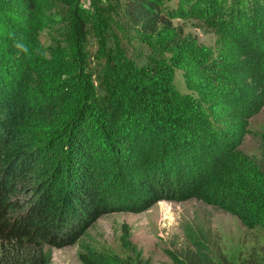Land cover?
<instances>
[{"label": "trees", "instance_id": "16d2710c", "mask_svg": "<svg viewBox=\"0 0 264 264\" xmlns=\"http://www.w3.org/2000/svg\"><path fill=\"white\" fill-rule=\"evenodd\" d=\"M77 2L69 1L68 10L82 28L87 21ZM117 4L147 48L175 46V63L187 82L203 90L201 100L183 97L165 79H150V64L125 60L118 49L108 50L99 67L110 83L102 92L78 39L66 82L53 77L45 83L53 88L52 104L32 96L25 84L29 52L19 49L21 58L13 66L12 45L28 48L31 34L48 23L44 3L0 0V162L8 165L0 168V264H49L51 247L77 241L101 214L143 210L162 198H197L248 227H264V127L258 132V156L238 147L248 117L264 102V1L173 0L169 8L164 0ZM189 18L215 28L216 60L194 37L183 35L182 22ZM239 32L250 35L240 38ZM101 46L106 49V43ZM43 108L47 111L38 117ZM43 116L48 136L35 127ZM11 148L33 161L14 159ZM114 159L119 175L110 181L114 166L105 167ZM21 168L40 177L36 181L48 180L51 190L23 211L13 183L27 174ZM102 170L108 175L100 177ZM62 186L78 192L62 202L64 207L58 199ZM113 196L120 198L113 202ZM167 252L169 261L158 264H264L258 255L237 263L214 258L205 244ZM77 256L82 264H105V255L93 248Z\"/></svg>", "mask_w": 264, "mask_h": 264}, {"label": "rangeland", "instance_id": "374dc122", "mask_svg": "<svg viewBox=\"0 0 264 264\" xmlns=\"http://www.w3.org/2000/svg\"><path fill=\"white\" fill-rule=\"evenodd\" d=\"M42 1L43 12L48 18V23L36 29L28 42L31 74L25 84L29 87L30 95L34 96L33 94L36 93L35 97L42 100L47 97L51 100L48 103L52 104L53 88L51 91L48 90L45 83L53 77L58 78L61 84L66 82L67 74L76 62L71 47L78 39L87 56L96 87L101 88L102 92L109 90L110 83L100 74L99 67L108 50L118 49L124 53L125 60H131L139 65L150 64L152 66L148 76L150 79L155 81L165 79L168 85L176 89L183 97L201 100L203 90L187 82L182 69L175 63V46L157 48V52H153L141 43L132 28L124 22V15L116 6L120 0H107V5L103 4L102 0H91L94 12L82 7L88 0H78L77 7L87 21L82 28L76 24V15L68 10V2L71 0ZM172 3L173 0H164V7L169 8ZM173 21L179 20L173 19ZM182 27L184 36L194 37L209 57L217 59L220 39L215 28L196 18L184 20ZM104 29H107V32L102 34ZM239 33L240 38L248 39L246 35H250V33ZM103 42L106 43V49L101 46ZM12 47V63L16 66L21 58L20 51L15 42ZM101 51L104 54L99 55ZM44 111L47 109L43 108L37 113L38 117L44 115ZM37 120L35 127L44 130L48 136L50 125L46 124L45 117ZM218 122L222 121L218 120ZM263 127L264 102L255 113L248 117L238 147L248 154L258 156V132ZM17 149H10L14 159L19 157L29 159ZM29 161L33 160L29 159ZM115 163L119 162L115 159L107 162L105 168L112 167ZM6 164L1 161L0 168ZM118 166L120 167L119 164ZM20 170L27 174L20 178L16 177L13 183L18 186L14 194L21 203L19 211H23L32 202H36L43 192L48 194L51 190L45 184L48 180L36 181L37 177L35 178L32 171H26L23 168ZM105 172L106 170H102L99 176L102 177ZM112 173L114 178L112 177L110 181L112 179L115 181L116 175H119L115 166L112 168ZM105 175L108 174L105 173ZM63 190L65 192L60 191L61 195H58L61 203H65L71 194L78 193L72 186ZM118 198L120 197L113 196L112 201ZM63 203L61 206L64 207ZM120 203H123V200ZM195 244H205L214 258L224 256L232 263H237L249 255H258L261 262L264 258V227L259 225L248 227L233 213L222 209L217 204L197 198L180 201L162 198L143 210L118 209L101 214L86 228L77 241L60 247H51L49 264H82L77 255L86 247L103 253L105 264H158L169 261L168 250L176 253L186 246L192 247Z\"/></svg>", "mask_w": 264, "mask_h": 264}, {"label": "clouds", "instance_id": "9594fccd", "mask_svg": "<svg viewBox=\"0 0 264 264\" xmlns=\"http://www.w3.org/2000/svg\"><path fill=\"white\" fill-rule=\"evenodd\" d=\"M102 3L107 5V0H102ZM83 8L87 9L88 11L94 12V9L91 6V0H88L87 4L82 5ZM22 52L27 53L28 52V48L25 44L23 43H18L16 45Z\"/></svg>", "mask_w": 264, "mask_h": 264}]
</instances>
